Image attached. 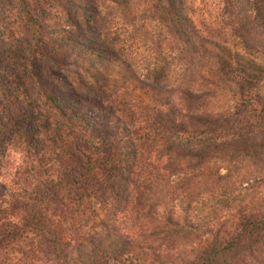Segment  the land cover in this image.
<instances>
[{"label": "trees", "instance_id": "16d2710c", "mask_svg": "<svg viewBox=\"0 0 264 264\" xmlns=\"http://www.w3.org/2000/svg\"><path fill=\"white\" fill-rule=\"evenodd\" d=\"M145 3L0 0V264L28 231L51 264H264V125L229 127L264 103V0H222L216 28ZM137 91L156 114L143 148L106 103ZM72 184L122 206L68 251L47 212Z\"/></svg>", "mask_w": 264, "mask_h": 264}, {"label": "rangeland", "instance_id": "374dc122", "mask_svg": "<svg viewBox=\"0 0 264 264\" xmlns=\"http://www.w3.org/2000/svg\"><path fill=\"white\" fill-rule=\"evenodd\" d=\"M155 0H146L145 5L153 4ZM186 5L190 8V16L196 22H204L212 27L224 26L226 17L224 16V7L222 0H185ZM230 43L234 48L237 46V40L230 38ZM144 42L139 40L137 45H132V50L139 62H143L144 57L148 54L146 48L142 46ZM62 44H60V48ZM264 63V58L261 59ZM56 82L57 88L61 87L59 79L51 76L49 84ZM62 90V89H59ZM130 94V95H129ZM126 97L127 102H131V107H124L118 102H106L117 114L121 116L135 131L137 142L143 148L153 145L154 134L147 129L146 124L155 123L156 114L152 112L151 99L148 94L143 91L131 92ZM75 101L80 109L92 111L95 108L92 105L90 97H70ZM132 101L135 103L132 104ZM259 111L243 112L237 118H233L229 127L233 129H247L255 124L264 125V103L256 105ZM149 132L150 137H146L145 133ZM188 132L203 134V129H189ZM142 165H148V161L141 159ZM143 175H140L142 178ZM139 178V175L136 179ZM56 206H51L47 212L49 219V227L53 233L60 237L68 251L72 250L79 244L86 243L90 238L100 232L103 226L110 222L113 218L119 217L118 204L111 193H102V191L89 192L83 199L74 197V184L59 190L58 201ZM55 208V210H53ZM52 209V211H51ZM2 264H51L49 253L46 247L42 245L40 234L34 231H28L20 237L19 240L12 243L2 254ZM111 264V263H108Z\"/></svg>", "mask_w": 264, "mask_h": 264}]
</instances>
